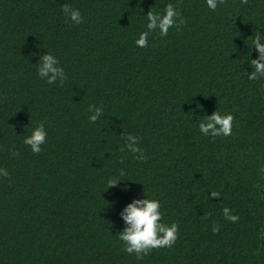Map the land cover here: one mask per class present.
<instances>
[{
    "label": "trees",
    "instance_id": "16d2710c",
    "mask_svg": "<svg viewBox=\"0 0 264 264\" xmlns=\"http://www.w3.org/2000/svg\"><path fill=\"white\" fill-rule=\"evenodd\" d=\"M166 3L185 22L137 47L145 15ZM260 31L264 0L215 11L206 0H0V264H264V78L247 75ZM47 51L63 84L37 75ZM90 104L103 107L95 123ZM216 110L234 116L228 137L199 132ZM41 121L47 142L34 154L22 140ZM122 133L146 160L120 150ZM146 196L179 232L138 260L118 239L119 213Z\"/></svg>",
    "mask_w": 264,
    "mask_h": 264
},
{
    "label": "clouds",
    "instance_id": "9594fccd",
    "mask_svg": "<svg viewBox=\"0 0 264 264\" xmlns=\"http://www.w3.org/2000/svg\"><path fill=\"white\" fill-rule=\"evenodd\" d=\"M223 2L224 0H206L207 7L213 11ZM61 11L66 19L70 20L74 25L84 23L85 17L79 8L64 4ZM145 19L146 31L140 32L138 38L135 39L137 47L148 46L150 33L158 31L160 36L165 37L168 35L170 28H179V25L185 22L177 6L172 3H166L162 11H148ZM262 41H264V31L258 32L251 41V48L254 46L257 56L252 58L250 51L248 62L253 71L247 72L249 80L264 78V43ZM35 64L38 77L45 80L48 84H54L57 81L63 84L67 78L65 68L61 65L59 58L51 52L47 51L46 54L40 55L39 60ZM88 111L90 113L88 119L93 123L104 115L103 107L95 104H90ZM233 120V114H221V112L216 110L213 114L206 115L200 120L198 125L199 132L205 137H228L233 132ZM47 136L46 123L41 121L32 129L30 134L23 136L22 143L30 146L34 154H39L43 150L42 145L47 142ZM121 137L123 139L121 151L127 149L137 154L135 157L137 160L143 161L147 159L144 150L139 146V138L136 135L122 133ZM12 154L16 156L18 152L13 151ZM8 175V171L0 167V176L7 177ZM124 175V171L120 170L119 176L110 178L107 184L110 187L118 185L120 181L125 180L121 178ZM123 190H128L127 185L124 186ZM219 196V192L211 191V197ZM222 214L225 219L232 222L239 219V216L234 215L227 206L222 209ZM119 215L124 222V227L119 232L118 239L123 242V250L129 254L135 253L138 260H142L152 249L171 247L177 240L179 225L176 222L168 224L162 221L164 213L161 211V201L159 199L148 198L147 196L146 198H133L124 205ZM212 231L218 232L219 226H214Z\"/></svg>",
    "mask_w": 264,
    "mask_h": 264
}]
</instances>
